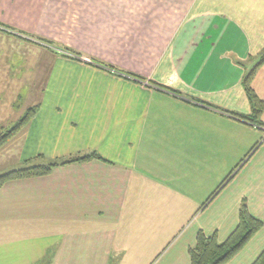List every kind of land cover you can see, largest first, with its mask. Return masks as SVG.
I'll list each match as a JSON object with an SVG mask.
<instances>
[{"label":"crops","instance_id":"crops-1","mask_svg":"<svg viewBox=\"0 0 264 264\" xmlns=\"http://www.w3.org/2000/svg\"><path fill=\"white\" fill-rule=\"evenodd\" d=\"M0 24L33 41L2 67L39 107L2 174L103 159L0 187V264H191L198 234L225 242L244 200L264 224V131L239 118L264 0H0ZM252 88L264 101V65ZM263 251L264 228L228 264Z\"/></svg>","mask_w":264,"mask_h":264},{"label":"trees","instance_id":"trees-1","mask_svg":"<svg viewBox=\"0 0 264 264\" xmlns=\"http://www.w3.org/2000/svg\"><path fill=\"white\" fill-rule=\"evenodd\" d=\"M0 27L6 30H11L9 26L0 24ZM264 65V54L259 63L247 74L244 79V88L252 106V116L244 117L238 116L241 119L257 124L258 119L264 112V101H262L252 88V82L257 71ZM39 107L34 106L29 108L23 118L15 124L11 130L0 134V148L6 144L13 136L16 135L23 127H25L38 113ZM257 122V123H255ZM260 125V124H259ZM92 159H101L97 153H92L84 156H76L68 158L61 162H54L45 166H33L20 170H14L0 176V187L7 182L39 178L48 176L55 168L74 163H82ZM230 174L229 178L220 186L217 192L210 198L214 199L216 195L233 179L239 167ZM264 228V224L259 219L251 215L246 200L241 204L239 213V223L236 229L232 232L229 238L219 243L216 235L207 237L203 233H199L195 247L189 250L191 264H228L234 257H236L248 243ZM253 264H264V251Z\"/></svg>","mask_w":264,"mask_h":264},{"label":"rangeland","instance_id":"rangeland-1","mask_svg":"<svg viewBox=\"0 0 264 264\" xmlns=\"http://www.w3.org/2000/svg\"><path fill=\"white\" fill-rule=\"evenodd\" d=\"M0 31H2V33L0 32V77H3L5 71L9 72V69H5L2 67L4 63L10 64L11 61L15 62L16 65L21 66L25 62V56L23 57L21 54L31 56L35 52H32L31 50V48L33 49L34 46L27 43L28 41L31 43L33 41L28 40L25 43L21 40H17V37L15 39V37L13 38L9 36L11 35V33L9 32L12 30H6L5 28H2ZM32 40L37 41L38 45L40 46L52 43L42 38L34 37L32 38ZM51 45L56 46L55 44ZM37 60H39V58ZM22 70L24 69L22 68ZM24 81L25 80L23 78L19 79L17 74H11L7 77H3V80L2 78H0V119L3 118L6 121L0 122V134L11 130V128H13L15 124H17L23 118L27 110L34 107L32 106L26 109V104L23 102V100L18 99V97L24 94L22 92ZM37 87L38 91H40L41 85H38ZM1 100L3 101L1 102ZM19 107H21L20 111H18ZM7 116L12 117H10V119H6ZM20 131H18L15 136H13L6 144H4L0 148L2 150L6 145L4 152L0 153V176L4 175L2 174L4 172L3 170L8 169L6 168L7 165L14 163L15 161V159L13 160L11 154H13L15 150H17V148L20 146V143H23L24 136L20 134Z\"/></svg>","mask_w":264,"mask_h":264},{"label":"built area","instance_id":"built-area-1","mask_svg":"<svg viewBox=\"0 0 264 264\" xmlns=\"http://www.w3.org/2000/svg\"><path fill=\"white\" fill-rule=\"evenodd\" d=\"M112 73H116L115 70H110ZM145 85H148L150 86L147 82L145 83ZM254 126L257 128V129H260L262 131H264V127L261 126V125H257V124H254Z\"/></svg>","mask_w":264,"mask_h":264}]
</instances>
